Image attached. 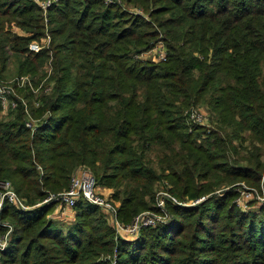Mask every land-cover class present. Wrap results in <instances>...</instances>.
<instances>
[{"label": "trees", "instance_id": "obj_1", "mask_svg": "<svg viewBox=\"0 0 264 264\" xmlns=\"http://www.w3.org/2000/svg\"><path fill=\"white\" fill-rule=\"evenodd\" d=\"M122 1L142 12L56 0L44 22L34 3L0 0V77L35 86L49 68L53 81L37 107L16 88L39 119L32 133L20 102L0 107V178L34 204L87 167L122 222L159 210L160 189L186 203L165 195L168 221L125 238L82 196L68 222L46 216L54 202L3 199L4 264H264V0ZM158 40L164 59L140 56ZM192 106L208 126L186 119Z\"/></svg>", "mask_w": 264, "mask_h": 264}, {"label": "built area", "instance_id": "obj_2", "mask_svg": "<svg viewBox=\"0 0 264 264\" xmlns=\"http://www.w3.org/2000/svg\"><path fill=\"white\" fill-rule=\"evenodd\" d=\"M34 3L41 10L43 21H46V10L53 4L56 0H27ZM104 4H116L119 5L122 9H126V4L122 0H101ZM133 13H140L136 8L131 10ZM49 36L46 34L45 43L48 42ZM42 45L36 40H30L27 43V50L32 52H37L40 50ZM149 52L150 58L152 60L158 61L165 58L166 50L165 46L161 40L156 41L152 47L148 50L140 53L141 57H147L145 54ZM46 74L43 76L42 80L37 85H32L29 76L26 74L14 76L11 80L3 81L0 79V107L1 114H4L8 109L16 106L17 103H21L25 113L24 125L32 133L35 131L37 125L39 124V119L34 118L29 111L28 100L16 92L17 87H23L27 84L28 88L34 94V97L31 99L30 103L37 107L39 105V95L41 93H46L51 89L52 81H47L44 83L45 79L49 74V68H46ZM199 106H192L184 110V115L187 120L194 123L203 124L207 121L206 112L201 109ZM39 167V165H37ZM239 195L235 197L236 203L242 205L245 204V201L251 196L252 190L248 187L240 188ZM169 197L174 202H179L172 194L166 190L160 189L156 192L155 204L159 207V210L144 209L140 210L133 215L131 220L128 222L120 221L116 216L115 204L110 200L106 193H103L100 190L99 185L96 183V180L92 172L84 166H77L75 170L70 174L68 179V184L62 190L56 192H49L46 194L40 201L35 202L34 204H26L15 192L11 181L8 178H0V204L3 199L10 201L16 208L26 209L32 205L38 204L40 202H47L50 200L56 201L54 212L57 210L59 204L62 203V209L72 208L74 202L79 196H82L87 201L92 202L99 207H101L109 217V223L113 226L116 234L123 236L125 238L135 237L140 228L144 225H153L158 221H168L169 214L165 211L163 206V197ZM201 198V197H200ZM192 200V202L196 201ZM59 203V204H58ZM61 209V210H62ZM159 211V213L157 212ZM4 229L0 230V264L3 262V251L6 249L9 239V232L12 228L11 223L4 222Z\"/></svg>", "mask_w": 264, "mask_h": 264}, {"label": "rangeland", "instance_id": "obj_3", "mask_svg": "<svg viewBox=\"0 0 264 264\" xmlns=\"http://www.w3.org/2000/svg\"><path fill=\"white\" fill-rule=\"evenodd\" d=\"M126 6V11H129V12H131V10L134 8V7H132V6H129V5H125ZM137 9V8H136ZM139 11H140V13L142 12L140 9H138ZM150 53L149 52H147L146 54H145V56H147L146 58H150ZM11 73H13V72H11ZM11 73H9L5 78H2V77H0V79H3V81H5L4 83H6V81H9V80H11L13 77H14V75L13 74H11ZM50 81H52V80H50ZM53 82V81H52ZM200 107V106H199ZM203 111H204V109L203 108H201ZM204 125H206V126H208V122L206 121L205 123H203ZM37 166V165H36ZM38 167V166H37ZM104 193V192H103ZM106 194H108V193H106ZM177 200H178V198L176 197V196H174ZM51 202H54V204H53V207L51 208V210L50 211H48L47 213H46V216H48L49 218H52V219H55V220H59V221H62V222H68V221H72L73 220V218H74V209H73V207L72 208H66V209H62V208H64L63 207V205H62V203L61 204H59V206L60 207H58L57 208V210L54 212L53 210H54V208H55V204H56V201H54V200H50ZM50 201H47V202H45V203H48V202H50ZM179 202H177V203H179V204H184V203H186V202H184V201H180V200H178ZM39 204V203H38ZM238 206H242L241 204H239V203H236ZM243 207L245 208V207H248L247 206V203H245L244 205H243ZM62 209V210H61ZM158 213H159V211H157ZM107 220L109 221V217L107 216ZM4 222H8L7 220H0V226L1 225H3V223ZM1 230V229H0ZM11 230H12V228H11ZM11 230H10V232H9V236H10V234H11Z\"/></svg>", "mask_w": 264, "mask_h": 264}, {"label": "crops", "instance_id": "obj_4", "mask_svg": "<svg viewBox=\"0 0 264 264\" xmlns=\"http://www.w3.org/2000/svg\"><path fill=\"white\" fill-rule=\"evenodd\" d=\"M100 187V190L104 193H108L109 192V188L108 187H105V186H99Z\"/></svg>", "mask_w": 264, "mask_h": 264}]
</instances>
